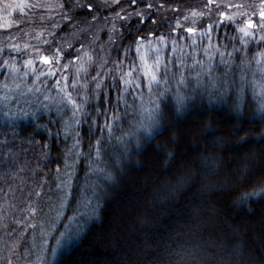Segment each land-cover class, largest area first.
<instances>
[{
	"label": "trees",
	"instance_id": "1",
	"mask_svg": "<svg viewBox=\"0 0 264 264\" xmlns=\"http://www.w3.org/2000/svg\"><path fill=\"white\" fill-rule=\"evenodd\" d=\"M69 1L51 0V9L44 14L35 7L31 11L23 6L21 11L15 0H0V34L15 30L12 24L23 21L29 14L31 19L17 28L20 35L17 40L24 37L26 43L23 44L37 47L40 54L50 59L55 56L62 63V69L54 76L36 80L32 71L24 68V61L29 57L22 54L20 43L2 39L0 63L4 59L15 63L18 79L29 71L25 76L26 84H33L42 92L57 96L58 100L62 93L54 85L60 72L68 71L64 64L68 66L74 56L89 46L80 40H74L72 45L66 43L69 25L75 18L81 19L90 13L84 7L74 8L75 4L69 8ZM120 1L123 11L117 12L120 16L125 14V19L116 17L113 6L108 12L97 13L99 22H95L91 39V49L96 48V64L78 74L83 85V107L75 117L71 108L68 112H58L55 105L40 112L21 111L0 101V189H3L0 191V217H3L0 219V264H6L7 259H11L12 264H45V261L49 264H264V194L246 195L264 187V111L256 107L249 95V86L240 95L237 90H226L224 98L215 105L197 94L186 96L180 111L172 95L166 92L159 97L163 115L157 129L151 136L146 137L142 130L136 135L137 140L125 139L127 142L111 168V179L100 182L98 204L92 217L78 216L76 206L85 173L95 159L96 145L106 143L103 137L108 134L120 137L125 129L131 128L141 116L134 107L144 103L147 92L143 89L139 100L121 93L123 85L113 62L123 60L126 68L135 59L136 37L140 34L143 39L147 38L145 33L151 30L149 24L166 15L165 10L159 9L154 16V9L146 5L139 10L143 2L158 7L156 0H137L136 4L131 0ZM191 1L198 7L204 0L181 2L189 19H183V27L175 32L177 36L185 37L184 28L194 12L189 7ZM60 2L63 7L59 6ZM239 5L242 7L235 8L234 12L223 4L219 8L215 4L210 9L204 8L205 13L215 16L211 33H215L213 41L220 44L221 52L228 56L234 48L240 49L229 56L231 62L227 67L215 63L213 69L222 76L237 74L240 62L253 64V56L264 50V44L256 40L245 49L237 28L230 22L217 26L220 11L236 16L237 24H243L241 12L259 23L258 14L252 15L257 7L254 1ZM137 11L142 15L136 16ZM171 15L169 11L168 17ZM195 16L198 22L189 26L206 30L208 26L198 20L200 15ZM253 31L264 33V29ZM200 43H204V39ZM104 44L106 48L102 47ZM10 45H17L20 51ZM30 57L37 75L41 66L50 70L49 65L38 59V54L31 53ZM164 61L167 63L166 59ZM52 64V67L58 65L55 60ZM100 71H103L101 78L97 75ZM245 75L242 80L251 79L250 75ZM3 77L0 74V80ZM72 93L78 101L82 100L77 95L81 93L79 89ZM121 95L131 107L119 101ZM114 113H118L120 119L111 120ZM106 120L112 125L111 132L103 128ZM70 167L71 174L63 175V170ZM67 179L71 187L64 191L69 195L62 213L57 216L49 205H58L60 190L56 185ZM9 185L16 189L14 194L8 191ZM37 188L40 197L28 195ZM25 197L35 201L38 207L34 218H27L21 211L26 207ZM72 215L85 227L76 231L69 242H62L60 234ZM18 218L25 223L17 226L13 221ZM57 238L61 244L53 256L51 248ZM13 241L19 244L14 248L16 255L9 252Z\"/></svg>",
	"mask_w": 264,
	"mask_h": 264
},
{
	"label": "rangeland",
	"instance_id": "2",
	"mask_svg": "<svg viewBox=\"0 0 264 264\" xmlns=\"http://www.w3.org/2000/svg\"><path fill=\"white\" fill-rule=\"evenodd\" d=\"M50 1L51 0H15V2L18 3L21 7L26 6L31 11H32V7H35L43 11L44 14H46L47 11L51 9ZM146 1H149V0H146ZM156 1L158 2L157 3L158 7H152L154 9V13L152 14L156 16L155 14L157 13V10L162 9L163 11L165 10V13H166L165 17L163 18L156 17L157 19L155 20V23L152 22L149 24V27H151V30L145 33L147 38L143 39L141 36H139L140 34L138 36L141 37L140 43L144 45V49H148L149 44L145 42V41H148V42H151L156 47L161 48V55L167 61H168L169 56L180 57L184 61L182 68H183V74L186 77L187 86L180 88L181 93H183L187 97L192 94H197L198 96L204 97L205 100L207 99L206 101L210 103L211 105H215L218 103L219 100H222V98H224V93L226 92V90H229L230 88H231L230 91H232V89L234 91L237 90V93H239L238 95H240V93L242 94L244 89L247 86H249L250 90L248 92L252 100L254 101L256 107L258 108V110L264 111V88H261L260 83H259L260 81H264V74H262L258 70L259 66L256 64V62L254 61L253 64H248L245 61L243 62L244 64L240 62L242 64H241V67L238 69L237 74H234L233 76L230 74H226L222 76L219 72L213 69L216 66V64L220 63L219 52H221L220 44L215 43L213 41V40H216L215 33H211L210 40L205 31H198L195 35H192L186 32L185 37L184 35L177 36V33H175L177 29L175 32H172L171 29L176 27L177 20H179L180 24L183 26V21H184L183 17L187 16L186 14H184V11L182 10L180 6L183 0H156ZM184 1L185 3L189 2V0H184ZM246 1L248 0H231L229 1V3L236 5L235 2L246 3ZM253 1H254V4L257 6L254 9H256V13L258 14L260 0H252V4H253ZM78 2L80 4L85 5L84 8H87L86 5L91 3L93 5V8L91 10L87 8L90 11V13L86 17L81 18V19L75 18V20H73V23H71L68 27L70 28L69 29L70 33L67 35V38L65 39H66V43L69 45H72L74 40H80L89 46L85 49H82L77 56H74L72 58L74 60H70L69 61L70 64H68V66L64 64V69L66 68L68 69V71L66 72L65 70H63L62 72H60L61 75L60 74L59 75H60V78L64 76L65 73L67 74V76L70 75L67 80H62L63 83L67 82L69 85H71L72 78L75 77L78 80L76 87L75 88L70 87L67 90L73 92L74 90L79 89L82 94L83 85H82L81 79L78 78L77 70L80 69L78 73L80 74V73L88 71L91 68V66L96 64V55L94 52L96 48L91 49L92 48L91 39L94 35L93 33H95V28H96L95 22H99L97 13L99 11L108 12V9L110 10V6L111 7L113 6L114 10L117 12L121 9L122 2L119 0L118 4H112L111 0H107L108 6H104L105 0H70L68 7L72 8L73 4H76ZM37 4L39 6H34ZM60 4H62V2H60ZM146 4L148 3L143 2L142 5L139 4L140 6L139 10L141 11L143 9V6H145ZM206 4H208V0H204L203 3L201 4L199 3L197 7L196 5L192 4V1H191L189 7H191L194 12L196 10L199 13L203 12L204 15L198 16L199 18L198 20H201L202 24L204 23L206 26L209 27L212 25V20L214 19L215 16L212 13H205L204 5ZM160 5H163V7H160ZM235 8L236 7L227 8V10H229L230 12H234ZM173 9H175V11H173ZM207 9H210V8H207ZM92 11L95 14H93ZM169 11L172 12L171 17L170 16L168 17ZM173 12H176V13L173 14ZM69 14H71V11L67 13L68 16ZM93 16H95V19H93ZM124 17H126L125 14H124ZM30 19L31 18L29 17V14H28V16L24 18L23 21L17 20L12 24L15 30L14 29L10 30V32H8L6 35H3L2 33L0 34V39H2L3 41L6 40V41H9L8 43H13V44L20 43L22 47L21 48L22 54L23 55L26 54V56H28L29 58H31L30 57L31 53L37 54V52L34 51V49H38V48L34 46L32 47L29 46L28 48H25L24 45L26 44H23V43H26L24 41V37H23V40L21 39L17 40L20 37L19 32L17 31V28L20 27V24H22L24 21L28 22V20ZM152 19H154V17ZM193 21H195V23L198 22L197 17L191 15L190 22L188 23V25L185 26V28L193 27V26H189L193 24ZM52 25L57 27L58 23L57 24L52 23ZM199 27L197 29L201 30V27L200 28ZM104 29L107 30L108 27L105 26ZM108 31L110 32V29ZM38 32L39 30L36 31V33ZM50 32L52 33V30H50ZM149 33H151V35ZM261 34H264V33H261ZM49 35L50 33L48 32V36ZM204 35L206 36L203 37ZM239 35H242V34L239 33ZM257 35H260V34H257ZM160 36H166L168 38L165 41V44L163 45L159 43L158 38ZM180 37H184V39H180ZM185 38H187V40ZM203 39H204V43H200L202 42ZM13 40H16V41L12 42ZM173 40L176 41L175 45L172 44ZM192 40H195L196 42L195 45L192 44ZM106 41H108V39H106ZM102 47L106 48V45L104 44L102 45ZM174 48L182 49V51H179V50L173 51ZM41 52L43 53V51ZM207 52L213 53V56L211 59L208 58ZM184 53H187L189 55L185 56L183 55ZM166 54H167V57L165 58L164 56ZM88 56L92 57V60L90 62L87 60ZM134 56L136 57L135 49H134ZM193 59L203 60L204 68L210 69V71L201 72L200 65L198 64L193 65ZM224 59L231 62V59L227 55L224 56ZM81 64H83V69H81ZM123 64L120 66L121 68H124L125 65ZM53 68L56 69V72L61 70L62 63L59 62L58 65H56ZM170 68H171V72L169 74V83L167 85V87H170V91H168L167 93L172 95V99L174 100L173 97L176 94V84H175V80L172 78L171 73H176L177 68L176 66L174 68L173 65H170ZM41 69L45 72L49 71V68L47 69L42 66H41ZM105 71H107V66L105 68ZM198 72L200 73L199 84L197 83V77H196V73ZM246 73L248 74V76L249 75L251 76L250 80L249 79L242 80V77H244ZM102 74H103V71H100V74H99L100 78ZM22 80H25V76H21L19 79L17 78V76H15V74L13 75L11 79L4 76L2 80H0V101H4L9 106H13L16 109L19 108L18 110L23 109L24 111L29 110L32 112H40V111L48 110L52 107H55V105L58 108L59 105L57 104V101H58L57 96L53 97V95L49 94L48 92H42L41 90L39 92H36L35 89L37 87L35 85L26 84L27 80H25L24 82ZM5 84H7L6 88L4 87ZM29 88H32L34 91L28 92ZM5 95L8 97L7 100L4 99ZM46 96L48 97V99H45ZM144 97L145 98H144L143 105L145 108L150 109L151 105L149 101H151L153 98L149 95L148 92H146V95ZM158 98L159 97H157V99ZM140 104L134 107L136 112L139 114L141 113ZM59 107H62V106H59ZM69 108L71 107L63 108V111L65 110L68 112L70 111ZM18 110H15L14 112L20 113ZM140 115L141 116L131 124L130 126L131 128H129L128 130L126 129L124 130L125 133L123 136L118 137L117 135H114V134L109 136L108 134L106 135V137H103L106 140V143L104 141V144H102L99 147H97L96 145L95 159H93L92 162L89 164L88 169L85 173V178H84L85 181L83 182L82 190L80 192L81 198L78 202V205L76 206V212L78 211L77 213L79 217L81 216L80 214L87 215L88 218L92 217V214L94 213V210L97 208V204H98V194L100 190V182L106 179L105 177L107 175H110L111 168L116 163V158L119 154V150L122 149L124 147V144L127 142V140L125 139H135L136 135H138V132H141L143 130L137 127V125L142 119V114ZM20 118L22 117L20 116ZM145 123H147V121H145ZM97 149H99V156H97L96 154ZM77 150L78 148L75 150V153ZM248 170H251V168L245 169V171H248ZM71 171H72L71 167L69 168V170L68 168H65L63 170V175H65V173H68V172L70 175ZM77 213L76 214L74 213V214L77 215ZM78 219L79 218L74 217V215L70 217L68 221L69 223L64 226L61 232V233H65L66 235L65 236L60 235V239L62 242L64 241L69 242L70 239L74 238V236L76 235V231H79L82 228L83 223Z\"/></svg>",
	"mask_w": 264,
	"mask_h": 264
},
{
	"label": "snow or ice",
	"instance_id": "3",
	"mask_svg": "<svg viewBox=\"0 0 264 264\" xmlns=\"http://www.w3.org/2000/svg\"><path fill=\"white\" fill-rule=\"evenodd\" d=\"M112 4H118L119 0H111ZM132 4H136L137 0H131ZM215 4L217 8H219L221 6V4H223L226 8H240L242 7V5H233L231 3L226 2V0H219V3H217V0H208V4L204 5L205 8H210L211 5ZM11 6V5H10ZM34 6H39L34 5ZM60 7H63V5H59ZM104 6H108L107 0H105V4ZM17 7H20L21 11H23V7H21L20 5H17ZM74 7L77 8H82L85 7V5L80 4L79 2L76 3L74 5ZM86 7L91 10L93 8V5L91 3L87 4ZM152 7H154L153 4L148 3L146 4V8L151 9ZM160 7H163V5H160ZM121 11H123V9H121ZM173 11H175V9H173ZM136 16H141L142 13L140 11H137L134 13ZM193 16L195 15H200L203 16L204 13L200 12V13H196L193 12L192 13ZM218 15L220 17V20L217 22V26H219L220 24L224 23V22H230L231 24H233L236 28L237 31L239 33H241L242 35H240L239 39H240V43L245 47V49H247L248 44L252 41V40H256L258 43L260 44H264V34H260L257 35L256 32H254V29H264V0H260V4H259V23H254L253 19L249 16H247L245 13L241 12L239 15L244 17V21L243 24H237V18L234 15H229L226 14L224 11H220L218 12ZM253 16L257 15L256 12H253L252 14ZM116 17H118L119 19L123 20L125 19L124 16H120V13L117 12L116 13ZM67 19V17H65ZM93 19H95V16H93ZM184 20H188L189 17L185 16L183 17ZM153 23H155V21H153ZM193 24H195V21H193ZM183 27L180 24V21L177 20L176 22V27L172 28L171 31L175 32L177 28H181ZM113 28H115V25H113ZM184 31L195 35L198 31H205L206 34L208 35L209 40L211 39V31H212V26H209L206 30H200L197 29L196 27H187L184 28ZM151 35V33H149ZM190 38V37H189ZM168 38L166 36H160L158 38L159 43L160 44H165V41ZM180 39H184V37H180ZM232 39H235V37H233ZM141 37H136L135 41H134V45H135V52H136V57L133 61H131L129 63V65L126 68H121L120 65L123 64V60H120L119 62H113L114 64H116V68L115 71L119 74V81L120 84L123 85V87L120 88L121 93H127L129 95H132L134 97H136L137 100H139L142 96H143V89H146L147 92L149 93V95L153 98L151 101H149L151 108H145L143 104H140V111L142 114V119L139 122V124L137 125L138 128L143 129L144 131V135L147 136H151L153 131H155L157 129V127L159 126L160 123V118L163 115V111L160 107V103L158 102L157 97H162L165 95L166 92L170 91V87H167L168 83H169V74L171 72V68L170 65H175L177 68V72L176 73H171L172 78L175 80V84H176V94L173 97L176 104L178 105L177 111H180L181 108L184 105V101L185 99H187V97L181 93L180 88L181 87H186L187 83H186V77L183 74V68L182 65L184 63V61L180 58V57H173V56H169L167 63H165L164 58L161 55V48L160 47H156L155 45H153L151 42L145 41L146 43L149 44L148 49H144V45L140 43ZM45 43H48L47 41H45ZM195 40H192V44L195 45ZM172 44L175 45L176 41L173 40ZM166 46V45H165ZM11 48H13L16 51H20V49L18 48L17 45H10ZM28 45H25V48H27ZM129 51L131 50V46H129ZM182 51V49H176L174 48L173 51ZM3 49H0V52H2ZM34 51L37 52L38 54V59L40 61L43 62V64L45 65H49L50 70L48 72H45L43 70H41L38 75L35 73L34 68L32 67L34 65V61L33 59L29 58L28 60L24 61V68L28 69L29 71H32V74L34 75V78L36 80H39L40 77H47V76H54L56 73V69L52 67V61L55 60V62L58 64L59 60L53 56L51 59L46 56V55H42L40 54V50L39 49H34ZM240 51V49L238 48H234L233 52H238ZM233 52H229L228 56H233ZM87 55V54H85ZM183 55H189L187 53H184ZM219 55L221 57L220 63L225 65L226 67L229 65V61L224 59L225 53L224 52H219ZM207 56L209 59L212 58L213 53L212 52H207ZM78 58V57H76ZM253 59L255 60L256 64L259 66L258 70L264 74V50H261L259 52H257L254 56ZM87 60L90 62L92 60L91 56L87 57ZM243 63V61H242ZM200 65V70L201 72L204 71H210V69H205L204 68V62L203 60H195L193 59V65ZM0 69L3 70L2 75H4L5 77L8 78H12L13 75L17 72V65L15 63H11L8 59H4L3 63H0ZM81 69H83V64H81ZM29 71H25L23 72L24 76H28L29 75ZM80 69L77 70V75L79 73ZM178 74V76H177ZM97 75H99V73H97ZM196 77H197V83L199 84L200 81V73H196ZM67 78V74L65 73L64 76H62L61 78L56 80L55 83V87H58L60 92L62 93L60 99L57 101V104L59 107L57 108V111H62L63 108L66 107H71L72 109V116L75 117L76 114L81 111L82 107H83V96L81 93H77V95H80L82 97L81 101H78L76 98H74L72 91H68L67 89L69 87L71 88H75L78 80L74 77L72 78L71 81V85H69L67 82H64L62 84V80H66ZM93 80L96 79V77L92 78ZM243 79V77H242ZM43 82V81H42ZM260 86L261 88H264V81H260ZM99 83L97 82L96 87L99 88ZM4 87H7V84L4 85ZM129 89H131V91H129ZM34 90L32 88L28 89V92H33ZM36 92H39L40 89L36 88L35 89ZM4 99L7 100L8 97L5 95ZM45 99H48V97L46 96ZM119 101L123 102L125 105H128V101L126 99H124V96L121 95L119 97ZM46 107V106H45ZM114 107H118L114 106ZM128 107H131V105H128ZM99 111V109H97ZM23 111V109L21 110ZM107 111V110H105ZM33 116L35 115L34 113L32 114ZM120 119V116L118 113H114L111 116V120H118ZM145 121H147V123H145ZM77 123H79V121H76ZM39 127H42V125H40ZM111 123L106 120L105 124L103 125V128H108L111 132ZM78 143V141H77ZM99 143V141H98ZM46 146V145H45ZM75 147V145H74ZM97 156H99V149H97ZM66 167H68V165H65ZM59 171V169H58ZM65 175H68L67 173H65ZM106 179H111L110 175H107L105 177ZM71 187V181L70 179L67 180H62L60 183H58L56 185V188L60 190V195L58 197V205H49V209L51 211H55L56 215L59 216L62 213V209L67 201V197L69 195L68 192L64 191V189ZM0 191H3V189H0ZM8 191L11 193H15L16 189L14 187H12L11 185L8 186ZM261 194H264V187H261L259 190H253L250 193H247V196H259ZM28 195H34L36 197H40L41 193L39 191V189H34L32 191H30L28 193ZM13 198L15 199V196H13ZM25 199L27 200V197H25ZM13 207H15V205H13ZM21 211H23L24 213H26L27 218H34L38 215V207L35 203V201L32 200H27L26 203V207L24 209H22ZM3 217H0V219H2ZM13 223H15L17 226L25 223V221L23 219H16L13 221ZM29 227H35V225H28ZM5 229H7V225H4ZM10 234V233H9ZM46 234V233H45ZM61 236H65V233H61ZM61 241L59 238H57L56 244L54 246H52L51 248V254L53 256H55V254L57 253V248L60 247ZM19 244L17 241H13V247L9 248V252L12 255H16L14 248L18 247ZM27 251V249H25ZM6 264H12V260L11 259H7L6 260ZM45 264H49L48 261H45Z\"/></svg>",
	"mask_w": 264,
	"mask_h": 264
}]
</instances>
